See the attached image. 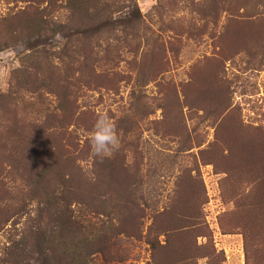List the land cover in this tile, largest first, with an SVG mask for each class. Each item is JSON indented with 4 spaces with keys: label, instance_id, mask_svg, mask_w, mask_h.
<instances>
[{
    "label": "rangeland",
    "instance_id": "obj_1",
    "mask_svg": "<svg viewBox=\"0 0 264 264\" xmlns=\"http://www.w3.org/2000/svg\"><path fill=\"white\" fill-rule=\"evenodd\" d=\"M0 264H264V0H0Z\"/></svg>",
    "mask_w": 264,
    "mask_h": 264
},
{
    "label": "clouds",
    "instance_id": "obj_2",
    "mask_svg": "<svg viewBox=\"0 0 264 264\" xmlns=\"http://www.w3.org/2000/svg\"><path fill=\"white\" fill-rule=\"evenodd\" d=\"M89 137L91 151L100 159L114 154L119 149L120 138L116 131V124L107 112L97 114Z\"/></svg>",
    "mask_w": 264,
    "mask_h": 264
},
{
    "label": "trees",
    "instance_id": "obj_3",
    "mask_svg": "<svg viewBox=\"0 0 264 264\" xmlns=\"http://www.w3.org/2000/svg\"><path fill=\"white\" fill-rule=\"evenodd\" d=\"M85 30L86 29H84V30H77L75 34L78 35V36H84L87 33Z\"/></svg>",
    "mask_w": 264,
    "mask_h": 264
}]
</instances>
